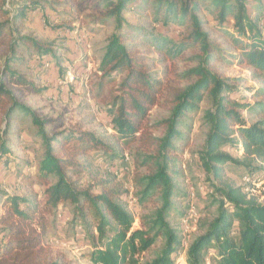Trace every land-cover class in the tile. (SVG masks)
Here are the masks:
<instances>
[{"label": "trees", "instance_id": "obj_1", "mask_svg": "<svg viewBox=\"0 0 264 264\" xmlns=\"http://www.w3.org/2000/svg\"><path fill=\"white\" fill-rule=\"evenodd\" d=\"M6 1L0 0V158L9 155L14 117L18 113L28 116L43 148L35 178L43 187L44 203L40 206L24 196L0 193V264H59L48 259L45 216L66 205L72 209L73 224L87 228L90 219L88 227L94 228L88 257L91 264H175L172 256L183 245L179 231L169 222L176 198V144L183 139L180 130L188 114L198 111L205 95L212 109L203 115L209 131L198 160L212 190L216 213L188 247L186 264H264V198L234 186L224 173L226 165L249 168L256 160H264V118L250 124L243 116L248 112L260 117L264 103L231 100L235 89L221 72L230 59L248 68L253 80L264 82V34L258 17L249 15L246 0H210L206 7L207 0H144L153 23L184 30L176 43L125 19L138 0H91L95 3L94 23H114L97 68L100 87L117 76L107 111L114 135L107 141L78 125L40 116L24 102L26 94L43 91L14 67L21 46L40 57H57L52 44L23 33L27 13L42 9L40 3L22 4L10 14ZM84 1L86 9L89 0ZM259 2L255 1L260 14ZM203 8L220 26L232 21L230 48L235 55L223 51L205 30L199 18ZM185 52L192 53L189 62L193 64L183 73L185 85L166 91L153 68L157 62L177 59ZM151 54L157 57L152 59ZM165 95L168 117L152 122L149 112ZM154 130H160V135H154ZM226 146H241L242 156L233 157L224 151ZM133 148L137 201L153 206L137 229L114 178L98 181V191L82 181L87 169L84 158L90 152L117 161ZM159 239L163 243L159 253L141 263V256Z\"/></svg>", "mask_w": 264, "mask_h": 264}, {"label": "rangeland", "instance_id": "obj_2", "mask_svg": "<svg viewBox=\"0 0 264 264\" xmlns=\"http://www.w3.org/2000/svg\"><path fill=\"white\" fill-rule=\"evenodd\" d=\"M255 1L246 0L248 13L251 18L258 17V25L264 34V0L259 2L263 9L260 14L257 12ZM34 2L40 3L42 9L32 8L27 13L23 33L52 44L57 58L40 57L30 48L21 46L18 63L14 67L43 91L39 95L26 94L24 102L37 110L40 116L58 119L69 125H78L105 141L109 140L114 132L107 112L108 97L117 83V76H114L111 82L105 81L100 87L97 68L106 41L114 33L113 21L95 24L92 19L95 15V3L91 0L86 3V9L83 6L84 0H72L71 3H66L65 0H7L5 8L13 14L22 4ZM209 2L210 0H207L204 7L208 6ZM124 17L129 23L146 26L149 31L159 33L175 43L184 33L182 28L175 25L164 27L153 23L149 9L144 6V0H138L133 5V10ZM199 18L204 21L205 30L211 34L215 43L223 51L235 55L230 48L232 21L228 19L220 26L206 8L201 10ZM191 56V52H185L177 59L155 64L153 71L163 81L166 91L171 87L185 85L183 73L193 66L189 62ZM156 57L150 55L152 59ZM223 64L222 75L228 78V84L235 89L230 96L231 100L240 104L264 103V93L257 94V91L264 90V82L253 80L248 68L240 67L230 59ZM166 97L165 95L164 99H160L159 104L150 110L149 117L152 122L168 117ZM211 109V100L205 95L198 111L188 114L180 130L183 139L176 144L178 163L175 170L178 175H173L176 198L169 222L179 231L183 245L172 256L175 264H186L188 247L205 230L216 213V206L213 205L211 197L212 190L198 160L209 131L203 115ZM259 113L260 117L248 112H243V116L251 124L261 117L264 118V113ZM160 133V130L153 131L156 136ZM8 140L9 155L0 158V193L24 196L31 203L42 206L43 187L36 182L35 175L43 148L36 128L28 116L16 114ZM134 150H127L124 159L117 161L106 160L99 152H90L84 158L87 169L82 181L90 186L94 185V191H98V181L114 178L122 188L121 199L134 218L133 228L137 229L142 218L152 212L153 206L151 203L140 205L137 201V191L133 183L136 172ZM224 151L235 158H240L243 154L241 146H226ZM224 173L234 186L243 188L246 193L260 200L264 198V160H256L249 168L226 165ZM1 199L3 196H0ZM45 219L44 244L49 260L59 264H91L88 257L93 245L91 236L95 235V231L91 226L88 227L91 225L90 219L87 228L73 224L72 209L68 205L59 207L53 214L46 215ZM162 244L160 239L157 240L155 246L141 256V263L154 258ZM206 258L209 259L210 256Z\"/></svg>", "mask_w": 264, "mask_h": 264}]
</instances>
